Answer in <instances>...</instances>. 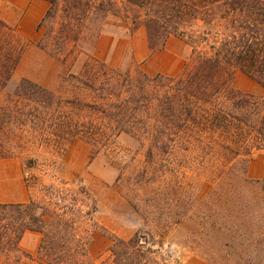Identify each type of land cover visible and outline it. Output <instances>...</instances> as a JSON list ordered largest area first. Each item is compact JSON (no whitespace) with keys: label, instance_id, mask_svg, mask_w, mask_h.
I'll list each match as a JSON object with an SVG mask.
<instances>
[{"label":"trees","instance_id":"trees-1","mask_svg":"<svg viewBox=\"0 0 264 264\" xmlns=\"http://www.w3.org/2000/svg\"><path fill=\"white\" fill-rule=\"evenodd\" d=\"M45 1L38 45L68 70L56 90L28 79L12 89L24 46L0 20V158L11 156L9 141L30 130L59 149L76 139L102 148L124 133L147 142L149 158L178 150L186 158H215L220 231L228 230L230 206H264V178L250 180L246 170H236L241 158L264 153V99L234 87L237 71L264 87V0ZM111 16L132 33L144 29L151 51L162 49L171 37L184 41L190 48L184 72L123 71L91 54L73 72L82 49L96 47ZM244 188L249 192L245 201L239 197ZM48 191L47 202L0 203V254L15 252L4 262L0 255V264L177 263L172 248L151 231L115 238L104 260H91L72 216L74 203L68 204L58 187ZM28 231L42 235L36 257L19 247ZM241 231L234 234L248 235ZM220 258L222 264H243L229 252Z\"/></svg>","mask_w":264,"mask_h":264},{"label":"rangeland","instance_id":"rangeland-1","mask_svg":"<svg viewBox=\"0 0 264 264\" xmlns=\"http://www.w3.org/2000/svg\"><path fill=\"white\" fill-rule=\"evenodd\" d=\"M47 8L48 3L45 11ZM12 18L7 22L0 16L13 29L24 52L11 88L28 79L56 90L68 68L38 45L44 29L32 27L30 20L20 26L16 14ZM87 54L123 71L179 76L190 48L171 37L162 49L151 51L144 29L132 33L126 23L111 16L96 47L82 49L73 72L87 60ZM234 87L241 94L264 99V87L240 71L234 75ZM41 136L39 131L30 130L9 141L11 156L0 158V164H5L0 168H7L10 175L19 170L27 202H47L51 186L62 190L67 203H74L72 216L87 240L91 260H104L115 238L129 239L138 231H151L165 248H172L177 260L174 264H222L220 256L227 252L239 263L264 264L263 205L230 206L233 215L228 230H219V194L213 180L220 173L214 170L215 158H186L182 150L149 158L148 143L124 133L102 148L76 139L59 149L42 141ZM236 168L241 173L246 170L250 180L263 179L264 153L255 151L249 158H241ZM0 191L3 199L10 198V189ZM243 196L248 200L246 188L239 192V197ZM240 230L248 235L238 238ZM41 238L38 232H26L19 244L21 252L36 257ZM0 255L4 262L14 258L15 252L6 250Z\"/></svg>","mask_w":264,"mask_h":264},{"label":"crops","instance_id":"crops-1","mask_svg":"<svg viewBox=\"0 0 264 264\" xmlns=\"http://www.w3.org/2000/svg\"><path fill=\"white\" fill-rule=\"evenodd\" d=\"M3 5V6H2ZM0 16L3 20L11 22L15 14L20 19L19 25H23L29 20L32 27L39 25L44 11L47 7L45 0H0ZM46 12V11H45ZM30 22V23H31ZM4 166L5 164H0ZM0 188L10 189V198L3 199L0 191V203H25L27 202V192L25 186L21 184L19 170L10 175L7 168H0Z\"/></svg>","mask_w":264,"mask_h":264}]
</instances>
